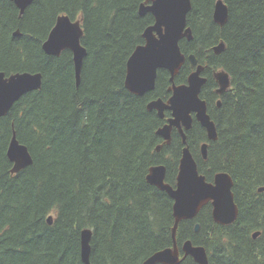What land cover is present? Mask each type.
<instances>
[{"label":"trees","instance_id":"obj_1","mask_svg":"<svg viewBox=\"0 0 264 264\" xmlns=\"http://www.w3.org/2000/svg\"><path fill=\"white\" fill-rule=\"evenodd\" d=\"M144 2L34 0L20 16L13 2L0 0V73L43 76L40 90L0 118V264H84L85 229L92 230L90 264H143L173 246L174 201L147 181L150 168L164 164L166 182L177 183L182 137L175 131L164 144L157 131L171 113L160 118L147 108L171 97L170 74L159 70L155 89L143 96L125 85L127 61L155 23L152 14H139ZM191 2L193 40L180 46L205 67L201 97L218 139L209 141L194 120L187 142L207 181L222 172L232 177L239 216L217 224L208 204L198 218L180 222L176 239L180 248L188 239L204 246L210 264H264V0H223L229 8L223 27L213 20L217 0ZM61 15L80 19L84 31L79 85L71 51L50 56L42 49ZM220 42L225 50L216 55ZM217 70L231 81L218 96ZM191 71L187 61L175 83H185ZM216 98L220 107L211 103ZM13 133L33 159L17 174L7 156ZM183 264L196 263L189 257Z\"/></svg>","mask_w":264,"mask_h":264},{"label":"water","instance_id":"obj_2","mask_svg":"<svg viewBox=\"0 0 264 264\" xmlns=\"http://www.w3.org/2000/svg\"><path fill=\"white\" fill-rule=\"evenodd\" d=\"M9 1L15 4L22 16L34 0ZM191 9V0H145L140 5L139 14L141 16L152 14L155 23L144 31L145 44L136 47L127 61L125 85L137 96H143L155 89L159 70H167L170 73L171 98L167 102L162 99L153 100L148 103L147 108L149 111H156L160 118H164L165 112L170 111L171 117L157 134L166 145H169L172 131L177 129L184 145L175 187L166 182L167 167L164 164L152 166L147 175L149 184L166 192L173 199L174 226L173 247L154 253L143 264H181L189 256L197 264H210L206 248L202 245H194L191 240L183 244L184 256L180 257V248L176 240L180 222L195 219L209 203L213 207L212 217L217 224L230 225L239 216L232 177L222 172L216 174L212 182L207 181L206 177L199 173L197 162L187 142L186 132L193 126V115L206 130L209 141L218 139L215 122L208 113L206 101L201 98L202 88L207 83V79L203 76L205 67L198 63L195 55L186 57L180 46V42L184 39L193 40V31L187 21ZM228 19V6L223 0H217L213 12L214 22L223 27ZM19 35V31L15 32V36ZM83 35L80 19L73 21L70 17L61 15L42 45L43 51L50 56H60L66 50L72 52L77 85L80 84L83 62L87 55V50L81 42ZM224 50L223 42L213 48L216 55H220ZM187 61L193 70L188 77V83L176 85L175 78ZM214 77L219 86L217 94H224L231 87L228 73L218 70ZM42 79L41 73L19 72L9 76L0 73V118L5 117L24 95L40 90ZM162 147L163 144L158 145L156 151L160 152ZM201 152L203 158L207 159V143L202 145ZM7 156L14 165L13 174L33 164L28 148L18 141L15 133L10 141ZM263 190L264 188L260 189ZM199 230L200 224L197 223L195 232ZM259 235L260 232H256L253 238L256 239ZM91 236L92 230L82 231L81 258L84 264H90Z\"/></svg>","mask_w":264,"mask_h":264},{"label":"flooded vegetation","instance_id":"obj_3","mask_svg":"<svg viewBox=\"0 0 264 264\" xmlns=\"http://www.w3.org/2000/svg\"><path fill=\"white\" fill-rule=\"evenodd\" d=\"M144 44H145V43H144ZM191 70H192V68H191ZM166 71H167V70H166ZM217 71H218V70H217ZM167 72H168V71H167ZM215 72H216V71H213V73H212V76H213L214 80H215V77H214ZM168 73H169V72H168ZM191 73H192V71H191ZM169 74H170V73H169ZM204 77H205V76H204ZM205 78L207 79V77H205ZM207 81H208V79H207ZM170 82H171V81H170ZM174 82H175V81H174ZM215 82H216V80H215ZM187 83H188V79H187V81H186L185 83H183V84H179V85H184V84H187ZM216 83H217V82H216ZM175 84H176V83H175ZM206 84H207V83H206ZM206 84H205V85H206ZM176 85H178V84H176ZM205 85H204V86H205ZM171 86H172V83H171ZM171 86L169 87L168 91L171 92V96H172V91L170 90ZM218 87H219L218 84H217L216 87H214V88H215V89H214V92H215V94H216L217 96L219 95V94H217V92H216L217 89H218ZM203 88H204V87H203ZM203 88H202V90H203ZM201 94H202V91H201ZM170 98H171V97H170ZM170 98H169V99H170ZM201 98H202V97H201ZM158 99H161V98H158ZM169 99H168V100H169ZM202 99H203V98H202ZM154 100H156V99H154ZM162 100H163V99H162ZM168 100H164V101L167 102ZM204 100H205V99H204ZM152 101H153V100H152ZM205 101H206V100H205ZM219 102L221 103V100H220L219 98H216V99L213 100L211 103H212V105H216L217 107H220L221 104L219 105V104H218ZM206 103H207V110H208V109H209V104H208L207 101H206ZM166 112H170V111H166ZM166 112H165V113H166ZM170 113H171V112H170ZM164 118H165V117H164ZM168 119H169V118H168ZM193 119L196 120L195 115H193ZM194 120H193V123H194ZM167 121H168V120H167ZM196 121H197V120H196ZM197 122H198V121H197ZM166 123H167V122H166ZM166 123H165V124H166ZM198 123H199V122H198ZM165 124H164V125H165ZM164 125H163V126H164ZM199 125H200V123H199ZM163 126H162V127H163ZM200 126H201V125H200ZM192 127H193V126H192ZM201 127H202V126H201ZM202 128H203V127H202ZM191 129H192V128H191ZM203 129H204V128H203ZM175 131H177V133H179V131H178L177 129H174V130L172 131V135H173V133H174ZM204 133H205V135L207 136V139H208V135H207V132H206L205 129H204ZM179 134H180V133H179ZM171 141H172V139H171ZM206 143L209 144L208 142H206ZM206 143H203L202 145H204V144H206ZM164 144H165V143H164ZM201 147H202V146H201ZM208 147H209V145H208ZM162 148H163V147H162ZM191 153H192V152H191ZM201 153H202V152H201ZM209 204L211 205V203H209ZM207 205H208V204H207ZM211 206H212V205H211ZM212 210H213V207H212ZM199 214H200V213H199ZM198 216H199V215H198ZM198 216H197L196 218H198ZM232 224H233V223H232ZM195 226H196V225H195ZM224 226H226V225H224ZM259 236H260V235H259ZM259 236H258V237H259ZM258 237H257V238H258ZM257 238H256V239H257ZM254 239H255V238H254ZM176 240H177V239H176ZM188 240H191V239H188ZM188 240H186V241H188ZM186 241H185V242H186ZM191 241H192V240H191ZM185 242H184V243H185ZM192 242H193V241H192ZM184 243H183V244H184ZM177 244H178V242H177ZM183 244H182V246H183ZM193 244H194V243H193ZM194 245H196V244H194ZM178 246H179V245H178ZM182 246H181V248L179 247V248H180V257H181V258H183V256H184V252L182 251ZM172 247H173V246H172ZM189 257H190V256H189ZM189 257H187V258H189ZM187 258H185V260H186ZM190 258H192V257H190ZM192 259H193V258H192ZM185 260H183L181 264H183V263L185 262ZM193 261H194V260H193ZM194 262H195V261H194ZM195 263H196V262H195ZM209 263H210V261H209ZM196 264H197V263H196Z\"/></svg>","mask_w":264,"mask_h":264},{"label":"bare ground","instance_id":"obj_4","mask_svg":"<svg viewBox=\"0 0 264 264\" xmlns=\"http://www.w3.org/2000/svg\"><path fill=\"white\" fill-rule=\"evenodd\" d=\"M211 88V87H210ZM198 136V135H197ZM199 137V136H198ZM215 151V150H214ZM216 155V154H215ZM259 158V157H258ZM258 162V161H257ZM247 264V263H246Z\"/></svg>","mask_w":264,"mask_h":264}]
</instances>
